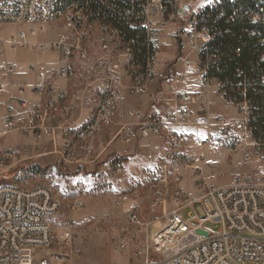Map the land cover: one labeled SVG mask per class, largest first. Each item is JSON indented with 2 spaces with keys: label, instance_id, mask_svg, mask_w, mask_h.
I'll use <instances>...</instances> for the list:
<instances>
[{
  "label": "built area",
  "instance_id": "2783aa9c",
  "mask_svg": "<svg viewBox=\"0 0 264 264\" xmlns=\"http://www.w3.org/2000/svg\"><path fill=\"white\" fill-rule=\"evenodd\" d=\"M93 1L0 0V30L5 24L22 26L9 36L13 48L53 50L58 55L57 66L32 67L37 76L32 90L39 97L23 123L17 126L16 120L8 118L4 131L18 130L38 142L48 139L54 145L52 152L67 162L81 161L82 154L90 155L94 138L118 122L121 131L128 133L139 126L143 137L166 135L161 173L153 175L150 184L159 203H165L160 198L172 177L178 184L174 197L177 207L168 213L165 210L163 225L153 234L150 227L154 221L142 223L134 211L129 213L130 220L146 231L145 240L135 252L141 259L130 264H264V143L253 137L250 121L254 116L247 102L239 104L242 116L237 120L225 114L215 117L210 114L211 84L216 85L221 99L228 98L221 91L224 84L208 72L213 35L204 23L203 13L207 8L221 6L223 1L211 0L194 8L192 0H131V5L122 4L124 9L117 4L118 0ZM121 17L128 20L130 28H140L146 34L150 50L144 64L135 55V38L128 37L113 21ZM58 22L62 27L57 38L52 41L37 38ZM178 22L191 53L197 57L191 72L195 73L200 88L188 98L197 104L196 110L190 112L192 118L201 114L206 117L205 136L174 130L184 106L176 104L145 119L142 109L128 111L122 105L126 89L135 94L148 93L152 99L158 97L149 90V84L158 75L161 34L171 23ZM13 71L10 63L0 65V94L7 95L0 106L11 113L16 110L10 103L16 97L10 80ZM189 79L187 72L173 71L169 75L175 85ZM25 91L24 85L17 86L23 106H26ZM94 94L90 118L82 123L73 121L70 116L86 106ZM225 151H240L255 165L235 175L229 183L214 186L213 181L221 171L211 155ZM31 152L30 144L6 148L0 144V176L8 168L7 161L28 159ZM115 167L119 172L125 171L122 161L116 162ZM185 170L197 175L201 194L181 204L183 197H189L181 185ZM35 176L29 177L27 185L0 183V264H92L67 261L66 255L50 251L56 233L53 221L59 219L69 197L51 184H35ZM187 207H193L194 211L185 217L182 211ZM209 221L219 223V228L206 230ZM63 237L70 243L72 230L64 231ZM39 248H44L45 253L39 254ZM115 249L121 253L126 244L120 243Z\"/></svg>",
  "mask_w": 264,
  "mask_h": 264
},
{
  "label": "rangeland",
  "instance_id": "374dc122",
  "mask_svg": "<svg viewBox=\"0 0 264 264\" xmlns=\"http://www.w3.org/2000/svg\"><path fill=\"white\" fill-rule=\"evenodd\" d=\"M211 0H193L192 5L198 7L200 4ZM22 26L17 24L2 25L0 30V65L10 63L14 66V71L10 76L14 83L12 89L17 94V86L24 85L26 92L24 98L35 100L36 95L31 94L32 87L37 81L36 72L32 67L44 66L51 68L57 65L58 55L53 50H39L32 48H13L9 36L17 32ZM62 23L53 24L52 28L46 32L38 34L39 40L52 41L57 38L61 32ZM180 29L183 36L180 48L171 51L169 60L176 62L181 57V63H173L172 70L167 65L166 71L187 72L189 77L195 79V73L191 72L192 62L197 59L195 53H191L187 37L184 34L180 23H171L165 30ZM162 31V32H163ZM162 42V41H161ZM162 45L159 50V62L156 70L159 72L163 66L161 62ZM175 57V58H174ZM167 73V72H166ZM169 74V75H170ZM159 75V73H158ZM157 75V78H158ZM168 75V77H169ZM157 80V79H156ZM155 80V81H156ZM149 84V90L153 91V84ZM171 82V81H170ZM199 82V81H198ZM131 95L141 97H152L148 94H135L126 89ZM210 92L226 104L227 115L234 119H240L242 112L239 105L232 101L221 99L215 84H211ZM3 94H0V100ZM90 100V98H88ZM16 106V112L13 114L0 107V144L3 147L14 145H28L32 147L31 157L22 160L7 161V170L1 174L0 183H17L27 185L30 176H35V184L48 183L68 194V199L64 201L60 212V217L53 221L56 233L54 240L49 247L53 253L66 255L67 261L75 263H135L141 258L135 255L138 246L145 240L146 231L143 226L133 222L129 218V213L134 211L142 223L154 221L150 227V233H155L166 218L164 212H170L177 207L174 200L177 183L169 178L170 185L165 187V191L160 199L155 194V188L150 184V178L153 175H159L161 172H139V168L145 166V155L151 154L150 146L140 137L133 141L126 140L125 131H121V124L118 122L99 133L92 141L93 151L90 155L82 154L81 161L67 162L61 158V155L54 150L53 143L45 139L36 141L31 135L25 137L21 131L15 130L12 133L4 131V122L9 117L16 120L23 107L20 105L19 96L13 98L12 102ZM89 104V102L87 103ZM122 105L126 110L124 101ZM89 107V106H87ZM82 109L75 111L70 117L75 116ZM91 109V108H90ZM141 109V108H136ZM92 113V110H91ZM74 121V120H73ZM123 121V119H122ZM124 121H128L125 118ZM22 121L16 120L17 126ZM124 136V138H123ZM34 147V148H33ZM213 155V154H212ZM163 157L160 156L156 170L160 167ZM118 161L125 163V171L119 172L115 164ZM130 162L129 164H126ZM228 165L221 169L219 177L213 181L214 186H221L229 183L235 175L243 170L252 169L253 162L247 161L242 152H229L227 157ZM181 185L188 191L189 197H183L181 204H186L194 197L201 194L197 188V175L192 172H182ZM193 207H187L182 211L185 217H188ZM203 214L202 209H198ZM145 226V224H144ZM220 224L209 221L205 224V229L216 231ZM67 229L72 230L70 243H67L63 237V232ZM125 243L126 249L121 253L116 252L115 247ZM39 254H44L45 249L39 248Z\"/></svg>",
  "mask_w": 264,
  "mask_h": 264
},
{
  "label": "trees",
  "instance_id": "16d2710c",
  "mask_svg": "<svg viewBox=\"0 0 264 264\" xmlns=\"http://www.w3.org/2000/svg\"><path fill=\"white\" fill-rule=\"evenodd\" d=\"M222 1L221 6L203 13L213 35L208 72L224 84L221 91L229 101L237 105L247 102L254 116L250 121L253 137L264 143V0ZM117 4L124 9L122 4L131 5V0H118ZM113 21L135 38V55L144 64L150 50L145 32L130 28L122 17Z\"/></svg>",
  "mask_w": 264,
  "mask_h": 264
},
{
  "label": "crops",
  "instance_id": "0c3cea01",
  "mask_svg": "<svg viewBox=\"0 0 264 264\" xmlns=\"http://www.w3.org/2000/svg\"><path fill=\"white\" fill-rule=\"evenodd\" d=\"M182 36L183 34L180 29L178 30V29H172V28H169V30L163 31L161 34L162 52L160 53V55H162L161 62L163 63V66L160 67L161 70H159L158 72L159 73L158 78L153 84V91L158 94V97L150 100L147 96L137 97V96L131 95L128 91H124L123 101L127 109L141 108L145 112V119H150L152 116H155L158 113H164L170 107L175 106L176 104H178L180 107L184 106L185 107L184 112H182L178 116V120L176 124L173 125L174 130L185 131L189 133H196L200 136H205L206 133L208 132L207 125L204 123V120L206 117L205 115L201 114L199 115L200 117L197 119L192 118L190 112L196 110L197 104L191 103L188 98L190 94L197 92L199 90L200 83L193 77L191 78L190 76V79L187 82H183V83L181 82L175 85L172 82H170L169 77H168L170 72H168V70L166 71V68H165L168 65L171 71L173 69L172 68L173 63H176L177 65L182 62L181 57L178 58L176 62H173V61L171 62V60H169L173 58V57H169L171 51H174L175 49L181 47L180 45H182L183 43L181 39ZM31 94L32 96L36 95L37 96L36 99L28 100L24 98L25 94L23 95V98L26 100V106H23L20 103L23 109L20 111L19 115L16 117V120L18 121L24 120L26 115L33 109L34 103L37 101L39 96L33 90ZM6 98H7V95H3V98L0 100V102ZM95 98L96 96L94 94L90 98L89 104L86 105V108L83 111L75 114V116L73 117L74 121L78 123H82V122L87 121L90 118L91 116L90 108L93 106ZM209 100L211 104L210 114L212 117H215L219 114H225V115L228 114L225 112L227 111L225 102H223L216 96H213L212 94H210ZM12 102L13 100L10 101V103ZM2 108H4L7 112H9L5 107H2ZM125 136H127L126 140L128 141H131V140L133 141V139H135L138 136L140 137V139H142V141H144V143L150 146L149 149L151 150V154L145 155L144 160L146 161V164L145 166L139 168V172H154V171L161 172V163L159 164L160 168L158 170H156L155 165L158 164L157 162L159 161L160 156L163 157L162 159H164V156L166 154V149H167V136L162 135L160 138L143 137L140 134L139 126H136L133 132L131 133H128L127 131H125ZM228 155H229V152L225 151L222 154L211 155V159L218 165V167H221L222 169L223 167H225V165H228L227 163ZM129 163L130 162H127L126 164H129ZM184 172H191V171L185 170ZM195 198L196 197L192 198V200Z\"/></svg>",
  "mask_w": 264,
  "mask_h": 264
},
{
  "label": "bare ground",
  "instance_id": "6f19581e",
  "mask_svg": "<svg viewBox=\"0 0 264 264\" xmlns=\"http://www.w3.org/2000/svg\"><path fill=\"white\" fill-rule=\"evenodd\" d=\"M193 1V0H192Z\"/></svg>",
  "mask_w": 264,
  "mask_h": 264
}]
</instances>
